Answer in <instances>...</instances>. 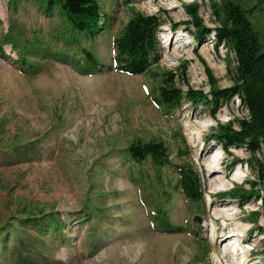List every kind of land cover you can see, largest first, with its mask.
<instances>
[{
  "label": "rangeland",
  "instance_id": "374dc122",
  "mask_svg": "<svg viewBox=\"0 0 264 264\" xmlns=\"http://www.w3.org/2000/svg\"><path fill=\"white\" fill-rule=\"evenodd\" d=\"M233 1L264 45V0ZM98 2L103 31L90 37L78 35L41 0H0V240L34 250L35 259L21 264H229L214 249L223 231L234 229L247 239L245 255L264 262V149H225L214 137L220 125L237 126L235 120L246 117L239 99L215 114L188 102L167 113L154 99L159 78L122 72L112 58L113 41L132 13L156 14L163 22L160 60L152 68L159 77L172 71L178 86L185 89L188 82L206 93L211 83L230 86L232 49L215 43L214 32L196 38L201 24L219 26L221 0ZM85 51L95 57V67ZM138 139L162 140L172 165L193 163L204 183V203L182 195L176 167L155 170L148 161H132L126 147ZM216 154L224 173L208 184L203 160ZM234 172L246 177L228 182ZM239 186L256 196L248 202L222 198ZM225 201L230 206L218 208ZM158 209L165 213L164 227ZM82 213L87 220H80ZM52 218L63 225L58 239ZM214 230L223 235L216 245ZM240 240L229 241L236 246ZM220 247L230 250L227 241ZM3 252L0 245V264H18Z\"/></svg>",
  "mask_w": 264,
  "mask_h": 264
},
{
  "label": "trees",
  "instance_id": "16d2710c",
  "mask_svg": "<svg viewBox=\"0 0 264 264\" xmlns=\"http://www.w3.org/2000/svg\"><path fill=\"white\" fill-rule=\"evenodd\" d=\"M41 2L47 10H58L72 30L86 35H96L103 30L105 18L102 16L98 0H41ZM220 10L221 19L219 26L213 29L214 36L218 44L227 45L232 49L236 60L233 82L228 87L217 88L211 83V89L206 93L192 88L185 82L186 89L183 90L176 84V75L172 71H165L159 77V73L152 68L160 60L158 30L163 22L155 14L134 12L129 17L114 39L113 59L117 69L122 72L158 77L154 99L166 112L178 110L184 102H188L194 107L210 108L215 114L217 108L237 96L242 108L247 112L246 117L236 119V127L233 122L220 125L214 137L226 149L230 146H241L254 154L264 149V45L259 32L240 4L233 0H221ZM189 14L193 15L194 23L197 24L199 20L197 15L192 10H189ZM205 32L209 35L212 31L201 24L196 38ZM85 56L86 61L92 66L97 64L90 52H85ZM126 152L132 161L137 164L148 161L155 170L165 166L176 167L178 174L176 187L189 202L195 205L203 203V183L195 165L193 163L172 165L168 147L162 140L138 139L126 147ZM257 170L261 176L263 170H260V165ZM251 192L252 190L236 187L227 194L245 201L254 196ZM158 210L159 213L161 211L158 217L161 220L163 212ZM87 219V215L80 217V220ZM51 224L56 228L52 231L53 237L58 239L62 235V222L58 218H52ZM262 231L264 233V229ZM3 241L5 237L0 240V245L4 250L3 254L8 251L10 262L11 258L18 264L24 261L32 262L35 259L31 253L34 250L25 243L14 241L11 245Z\"/></svg>",
  "mask_w": 264,
  "mask_h": 264
},
{
  "label": "bare ground",
  "instance_id": "6f19581e",
  "mask_svg": "<svg viewBox=\"0 0 264 264\" xmlns=\"http://www.w3.org/2000/svg\"><path fill=\"white\" fill-rule=\"evenodd\" d=\"M175 42H177V41H175ZM171 43V42H170ZM202 127V126H201ZM203 128H205V127H203ZM206 155H207V153H206ZM221 157V156H220ZM220 157H219V155L218 154H216L214 157H211V158H205L204 160H203V162H204V164L206 165V169L209 171V177H210V179H209V181H208V184H210V182H213V181H215L216 179H215V174L216 173H224L222 170H221V164H220V162H219V159H220ZM243 177H246L245 176V174H241V173H239V174H237L236 172H234L233 173V175L230 177V179L229 180H227V178H225V177H221V179H223V181H225L224 179H226L228 182H234V181H241V179L243 178ZM245 179V178H244ZM226 181V182H227ZM219 182V181H218ZM226 182H224V183H226ZM216 183V182H215ZM220 183V182H219ZM214 184V183H213ZM218 184V183H217ZM226 184H228V183H226ZM222 185V184H221ZM213 186V185H212ZM224 186V184L222 185V187ZM221 187V188H222ZM225 188V187H224ZM223 188V189H224ZM215 193V192H214ZM211 196V195H210ZM209 196V197H210ZM210 199V198H209ZM212 201V200H211ZM227 201V200H226ZM223 202L222 203V205H218V208H219V206L222 208V207H224V209H225V207H229L230 205H229V202ZM210 202V201H209ZM217 206V205H216ZM223 209V208H222ZM216 211V210H215ZM227 210H222V212L223 213H225V214H227V212H226ZM220 212V211H219ZM221 214V213H220ZM235 218V217H234ZM215 221V220H214ZM241 221H243V220H241ZM226 230V229H225ZM217 231L218 230H214L211 234H210V237H212V240H213V243H214V245H216V242L215 241H217V239H219V238H223V235L225 236V238L224 239H220L219 240V244H218V246H216L215 247V249H214V254H221L220 256L222 257V258H227L226 260L228 261V263L229 264H237V262H236V260L234 259V258H236V257H240V260H239V264H255L253 261H251V259L250 258H248L246 255H245V251H242L241 250V245H243L244 244V242H246L247 241V239L246 238H242L240 241H239V244H238V246H237V251H236V253H234L233 251H231V250H228V248H226V249H221V247H220V244L221 243H223V242H226L227 240H230V239H232V238H234V237H236L237 235H244V234H240L239 232H241V230L240 231H238V232H236V231H232L231 233H226V231H223L224 233H223V235H218L217 234ZM244 240V241H243ZM213 254V255H214ZM238 255H240V256H238ZM248 255V254H247ZM216 256V255H215Z\"/></svg>",
  "mask_w": 264,
  "mask_h": 264
},
{
  "label": "water",
  "instance_id": "95a60500",
  "mask_svg": "<svg viewBox=\"0 0 264 264\" xmlns=\"http://www.w3.org/2000/svg\"><path fill=\"white\" fill-rule=\"evenodd\" d=\"M196 219L198 220V217L196 216Z\"/></svg>",
  "mask_w": 264,
  "mask_h": 264
}]
</instances>
